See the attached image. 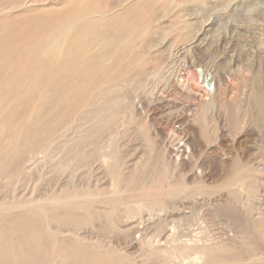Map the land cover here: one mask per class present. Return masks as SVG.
<instances>
[{
	"label": "rangeland",
	"instance_id": "374dc122",
	"mask_svg": "<svg viewBox=\"0 0 264 264\" xmlns=\"http://www.w3.org/2000/svg\"><path fill=\"white\" fill-rule=\"evenodd\" d=\"M9 1L0 0V3ZM33 1L24 0V6L0 11V121H4L5 126L3 130L0 129V149L4 138L10 136L6 154L0 155V204L12 206L0 215V249H15L18 239L31 237L33 241L30 246L35 247L38 253L52 255L59 247V242L53 232L44 228L40 214L30 207L35 202H43L59 195L67 196L72 192L85 193L91 190L96 198L81 201L80 204H63L51 208L52 228L65 229L75 221H88L83 232L93 238V244H82L81 247L83 250L104 251L95 245V240L112 246L111 255H101L104 264H135L139 258L131 255L137 254L136 248L125 247L124 239L116 227L118 215L133 205V196H163L165 201L183 203L188 207L186 211L192 206L199 210L201 207L200 217L216 212L218 202L232 195L234 202L237 201L235 197L238 198L239 194L235 185L228 184L226 180L241 177L237 182L242 186L249 177L235 170H228L226 176H221L214 170L212 162L216 151L221 148L213 134L229 129L222 111L213 106L203 113V117L199 116L198 120L181 122L178 118L184 104L196 103L188 90L177 92L170 88L164 93L167 96H164L159 93L162 87V83H159L157 86L160 87L154 90L158 96L152 97L149 107L143 101L142 92L156 84L153 73L169 61L171 57L167 53L183 44H189L201 33L204 44L220 41L224 43L226 51L203 50L196 55L206 60L209 67L213 63L219 64L232 81L227 97L233 94L243 97V110L250 106L253 110L250 114L253 115L254 105L248 96L260 85L264 86V71L258 70L261 57L259 50L263 48L264 53V0ZM56 38L62 45L61 49H57L59 46L54 42ZM52 42L57 49L54 53H50L52 50L50 51L49 45ZM182 56L178 53L174 57V69L186 67L187 63L182 61ZM263 56L264 54L262 59ZM100 57L105 61L103 70L114 69L111 75L103 76L101 71L100 74L87 71L86 82L81 80V83L88 88L67 90L64 95L49 89L50 84L54 83L52 79L59 73L71 71L79 61H86L88 65L90 60H99ZM188 71L189 69L184 70L187 76H191ZM196 71L199 72L200 68L196 67ZM72 76L78 77L81 74L74 72ZM201 77L200 75L199 83ZM92 84L99 87L114 84L115 88L102 92L100 103H95L90 101L92 95L89 96ZM163 97L169 99L170 103L166 105ZM58 98H62V106L47 104H54ZM84 100H88L89 104L63 136H58L57 128L47 132L50 127L49 119L41 117L45 112L49 110L51 115L56 114L66 110V107H76ZM131 106L136 111L135 117ZM86 119H90L92 125L83 130L79 127ZM179 123L184 127L182 134H189L190 148L195 149L194 156H190L188 161H205L210 165L211 171L206 176L207 179L198 185L191 183L195 172H188L184 178L188 189L183 195H164L170 188L169 185H177L179 178L178 172L173 171V174L171 170L170 158L173 155V159H176V156L165 151L164 143L168 139L165 134H159V131L165 129L169 132ZM75 129L80 132H75ZM259 130L258 123L250 122L238 132L244 144L249 146L255 141L257 146L262 147L264 143ZM51 133L53 138L50 137ZM109 142L113 144L109 145ZM43 148L47 149V154H35L39 157L37 160L34 158L39 164L38 168L35 166L33 173L28 175L22 173L21 161L27 157L28 152ZM52 150L54 151L51 152ZM101 153L112 156L106 169L98 159ZM50 156L55 158L52 160ZM114 166L118 167L115 174L119 182L118 191L112 194L108 184L110 171ZM7 175H10L9 178ZM262 180L264 181V175ZM223 182L226 183L222 185ZM260 188L264 195V182ZM15 200L24 201L29 208L13 207ZM255 201L262 202L257 198ZM191 221L188 220L187 225H192ZM212 222L214 227L217 225L215 228L219 232H224L227 216L221 212ZM240 222L239 228L246 232L237 235L234 247L220 249L219 254L231 257L237 253L242 254L241 256L256 253L259 257L264 252V226L253 227L241 220ZM165 226L157 232L158 229L150 224H139L138 230L142 231L134 233L133 237L146 231V237L155 240L158 236L163 237L166 231L169 232L170 225ZM62 246L71 249L68 239ZM125 248L130 255L126 256ZM75 251L71 254L79 253ZM147 261L148 264H157L160 260Z\"/></svg>",
	"mask_w": 264,
	"mask_h": 264
},
{
	"label": "bare ground",
	"instance_id": "6f19581e",
	"mask_svg": "<svg viewBox=\"0 0 264 264\" xmlns=\"http://www.w3.org/2000/svg\"><path fill=\"white\" fill-rule=\"evenodd\" d=\"M23 1L24 0H10L9 2H1L0 11H5V9L24 6L26 2ZM38 1L44 2L45 0H38ZM200 35L201 33H198L194 37L193 41L190 42L189 44H185V45L183 44L181 47L179 46L175 48L173 52L167 53L171 58L169 59L168 62H165L158 71L153 73V78L156 81L154 83L156 84L149 89L145 87L147 90L142 92L143 101L146 102L145 103L146 106L149 107V105L152 102L151 101L152 97L157 95L155 94L154 90L160 87L157 86V84L162 83V87L159 89L160 95H163L164 93L166 94V92L170 88L177 92L186 89L190 92V94L194 97V100L196 101L195 105H193L192 103L184 104V107L181 110V113L179 114L180 117L178 118V120H180L181 122H192L198 120L199 116L203 117V113L213 106L216 107L215 108L216 110L217 108L218 110H221L224 119L228 123L229 129L213 134L214 139L218 141L221 147L219 150L216 151L214 161L212 160L214 170L215 171L217 170L221 176L224 174L226 176L228 174V170H235L237 173L243 174V176L245 175L248 176L249 178L248 177L247 178L249 180H247V182H245L241 186L240 183L237 182L240 181L241 177L227 179L226 182L228 184L235 185L236 187V191L239 194L238 198L237 196L235 197L237 201L234 202L232 195L227 199H224L222 202H218L216 206V210H217L216 212L213 213L210 212L207 215L203 214L204 215L203 217H200L202 216L201 207H200L201 211L199 210V208L196 209L193 206H192L193 208L190 207L189 210L186 211L188 207H185L183 203H179V202L171 203L165 201L163 196H157L156 198L146 197L145 195L144 198L143 195L140 194L133 196L131 200L133 202V205L129 207V209H126V211H123L122 214L118 215V219H117L118 221L116 223V227L120 235H122L121 237L124 239L125 247L130 246V248L132 249L136 248L137 254L135 255V253H131V255L132 254L134 255L133 256L134 258L139 257L136 260L135 264H148L147 260L149 259L150 260L159 259L160 261L157 264H261V261H264V258L261 257V256L264 257V252H262L261 255H259V257H257L256 253H249L244 256H241L242 254L240 255L237 253L235 256H231V257H224V255L219 254L220 249L234 247L233 243H235V238L237 237V235H242L243 233L246 232V230L239 228L241 224L240 220L242 221V223L245 222L253 227L264 226V195L261 193L260 190L261 189L260 187H262L264 182L262 180V176L264 175V146L262 147L257 146L255 141L252 142V145L249 146L244 144V140L241 139V134L240 132H238L239 130L243 129L246 126V124H249L250 122L252 124L254 122L256 124L258 123V127L260 129L259 131L262 135V139H263L262 141L264 143V86L260 85L248 96L252 99L251 104L254 105L255 113L253 115L250 114V112L253 111L251 110L250 106H247L246 110H243L242 108V103L244 102L243 97H240V95L238 94H233L229 98L227 97V93L229 92V87L231 86L232 81L229 77L226 76L225 72L222 70L219 64L213 63V65L209 67L205 63L206 60L204 61L199 55H196L197 53L203 50L204 51L208 50L210 52H217V51L225 52L226 49L224 48V43L220 41L217 42L214 41L215 42L214 44L212 43L204 44L203 42L204 38ZM60 40L62 41V39ZM54 42L57 43V45L59 46L57 49L62 48V45L59 44L60 43L59 39L57 40L56 38ZM49 46L51 47L50 51L52 50V52L50 53H54L57 50L56 45H54L53 42ZM178 53L183 55L182 61L187 63L185 68L180 67L179 69H174L175 67L174 57ZM259 53L261 57L259 58L260 65L258 70L259 72H263L264 71V59H262V55L264 54L263 48L259 50ZM190 54H192V56H190ZM85 62L86 61L83 60L79 61L77 65L72 69L73 71L71 70V71L59 73L55 78L52 79L54 83L52 82L50 84L51 87H49V89L53 90L59 95H64L67 90L73 91V90H79L84 87L88 88V86L86 87V85H83L81 83V80L83 82L84 81L86 82L85 73L87 71H91L99 74L101 71L103 76L111 75V72L114 71L113 68H110L108 70L107 69L103 70L102 65L105 61L102 57H100L99 60L97 58L90 60L88 65ZM196 67L200 68L199 72L196 71ZM187 68L189 69L188 73L191 76H187V74H185L184 70H188ZM74 72L76 73L80 72L81 76L78 77L72 76ZM200 75L202 76L201 77L202 80L199 83L198 80L200 78ZM67 77L68 79H66ZM100 77L102 80L103 79L102 76ZM62 79L65 80L61 82ZM114 86H115L114 84L106 87H99V85H95V84L90 85L91 89L89 92L90 93L89 96L92 95L90 101L91 102L94 101L95 103L97 102L100 103V94H102V92L104 93L106 91H110L114 89L115 88ZM165 94L164 96H167ZM162 100L166 103V105L170 103L169 102L170 100L166 99L165 97H163ZM88 102H89L88 100H84L83 102L77 104L76 107L73 108L66 107V110L63 109L60 112L59 111L57 113L55 112L56 114L52 113V115L50 114L49 110L45 112L41 117L42 118L48 117L49 119L48 122L50 127L47 128L48 130L47 132L48 133L52 132L54 128H57L56 131L58 136L59 137L63 136L71 128L70 125L75 121V118L81 117L80 113L85 110V107L89 104ZM47 104L56 107V106H62L64 102L62 98L60 100L58 98L54 104L53 103L51 104L50 102ZM131 110L133 117H135L136 111L134 107L131 106ZM100 118H102V116H100ZM3 123L4 121H0L1 130H3L5 127ZM91 125H92L91 120L86 119V121H83V123L80 125L79 128H83L84 130L85 128H88ZM107 128L109 127L107 126ZM183 129L184 127L183 126L181 127L179 123L178 126L172 128L169 132H167L168 130L166 131L165 129H161L159 131V134L162 135L165 134L168 139L164 143V147L166 148L165 151L172 154L174 153V157L176 156L175 157L176 159H173V155L171 156L172 159L170 158V161L172 162L171 170L172 172L177 171L179 178L177 185H173V187L169 185L170 188L168 189L166 194L164 193V195H171V196L174 195L177 196V194L183 195L185 191H187L188 189L187 183L185 182L184 179L188 172L192 171L196 173V174L194 173V175L192 176L191 183L198 185L199 183L204 182L203 180L207 179L206 176L209 175L211 171L209 167L210 165H207L205 161L201 163H197L196 161H193L194 163L192 161L191 162L188 161V158L190 156L191 157L194 156L195 149L193 150L190 148L191 146L189 145L190 143V137L188 136L189 134L188 135H186L185 133L182 134ZM75 132H80V131L78 129H75ZM50 135H51L50 137L53 138L52 133ZM112 144L113 143L109 142V145ZM9 146H10V136L4 138L1 146L2 148L0 149V155H5ZM99 147H101V145ZM53 151L54 150H52L51 152ZM47 152L48 151L46 148L39 149L37 151L30 150L28 152L27 157H25L24 159L22 158L23 159L21 161L22 173H25L27 175L33 173V170H35L38 164V162L34 161V158L36 159L38 157V156L36 157L35 154L36 153L47 154ZM13 158H15V156ZM50 158L53 160L55 157L52 158V156H50ZM111 158L112 156L110 154L101 153L98 156L100 164H102L105 169L106 166L109 164V162L111 163L110 161ZM128 158H130V156ZM43 159L40 160L44 162ZM49 161L52 162L51 160ZM15 164L18 163L16 162ZM64 170L66 171V168ZM117 171H118L117 166L112 167L110 171L111 177L108 185L110 188L109 190L112 194L118 191L119 179L118 176L115 174ZM9 176L10 175H7V178H9ZM11 176L12 178L14 177V175ZM23 179L26 178L24 177ZM68 180L70 181L71 178H68ZM225 183L223 182L222 185ZM255 197L261 200L262 202L257 203L255 201L256 200ZM95 198H96L95 193L89 190L85 193L72 192L67 196L59 195V196L49 197L48 200L43 202H39V203L35 202V205L31 206L30 208L40 214L42 220L44 221V228L49 232H53L55 239L57 240V242H59L58 245L59 247H57L53 251L52 255L46 253L40 254L36 251L35 247L30 246V243L33 241L31 237L26 239L24 238L18 239V245L15 249L5 250L4 247L0 249V264H104L101 255H111L113 249L112 246L108 244H107L108 246H106L102 241L95 240L97 242L95 245L98 248H103L104 251L101 250L93 251L92 249L83 250L81 247L82 244L90 245L93 242L92 241L93 238L87 235L86 233L84 234L83 232L84 226L88 223V221L78 220L75 221L68 228L53 229L52 214H50V209L53 208L54 206H59L63 204H72V205L80 204L81 201L85 202L86 200H91ZM178 200H182V199H178ZM242 200H244V202H242ZM11 207L12 206L6 205L4 203L0 204V215H2L5 211L7 212L8 210H10ZM13 207H18L22 209L29 208V207L27 208L24 201H20V200L19 201L15 200L13 202ZM206 210L207 209H205V211ZM221 212H224V215L227 216L226 229L224 232H219L215 228L217 225L214 227V224L212 222L213 218L219 216ZM188 220H192L191 221L192 225H187L189 224ZM139 224H141V226L142 224H150L152 225L153 228L156 227V229H158L157 232H160L163 226L166 227L165 225L169 224L170 227L168 233L166 231L163 234L164 236L162 235L163 237L158 236V238L155 240H153L151 237L150 238L146 237L145 235L146 231L144 232V234L141 233L136 238H134L133 237L134 233L142 231V229L138 230ZM219 230L221 231V229ZM90 231H91L90 234H92V230ZM66 239L70 241L71 249H67L62 246V243L65 242ZM133 244L137 246H133ZM73 251L79 253H76V255H74L75 253L71 254V252ZM124 253L126 254V256L130 255V253L126 248Z\"/></svg>",
	"mask_w": 264,
	"mask_h": 264
}]
</instances>
